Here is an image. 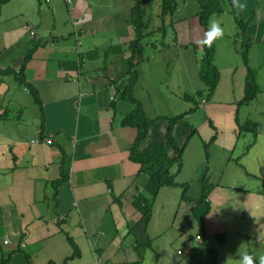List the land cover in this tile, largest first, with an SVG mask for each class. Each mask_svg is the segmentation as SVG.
Segmentation results:
<instances>
[{
	"label": "crops",
	"instance_id": "0c3cea01",
	"mask_svg": "<svg viewBox=\"0 0 264 264\" xmlns=\"http://www.w3.org/2000/svg\"><path fill=\"white\" fill-rule=\"evenodd\" d=\"M204 1L174 0L180 47L203 45L209 28L200 17ZM240 3L246 7L237 14L253 48L264 43V0ZM136 4L0 0V264H240L238 248L264 256V151L258 137L245 149L238 148L237 129L222 125L214 136L216 154L225 152L227 164L245 157L256 164L249 174L262 187L253 190L223 182L217 167L209 170L213 157L189 165L179 124L174 133L184 153L182 168L173 169L177 186L159 188L131 158L138 130L122 122L135 109L123 92L137 37ZM139 75L135 96L150 118H163L151 126L146 148L167 140L168 128L163 126V139H155L154 129L179 114L149 107L158 96L177 97L144 70ZM229 106L212 107L211 117L228 121L233 114L236 124Z\"/></svg>",
	"mask_w": 264,
	"mask_h": 264
},
{
	"label": "rangeland",
	"instance_id": "374dc122",
	"mask_svg": "<svg viewBox=\"0 0 264 264\" xmlns=\"http://www.w3.org/2000/svg\"><path fill=\"white\" fill-rule=\"evenodd\" d=\"M177 1L181 2L182 0ZM144 2V0H137V10L133 11L134 17L137 18L136 24L139 22L141 30L145 34L142 40L143 60L141 64L139 58L134 60L136 63L139 62L136 69L144 70V74L148 78L154 77L162 85L165 83V86L163 85L165 91H167L168 85L169 95L177 97L174 101L162 99L161 96H158V99L155 96L157 98L155 105H149V107L158 113H169L165 115L171 116L185 114V111L191 109L186 119L181 121L179 126L177 125V131L175 130L179 143L181 145L185 143L187 149L185 159L190 163L189 165L195 166L208 156L213 157V159L207 160L209 170L213 169L215 172L214 167H217V171L224 175L223 182H232L237 187L251 190L262 187L260 179L249 174V170L256 172V164L248 163L246 157L243 160L236 159L227 164L225 152L216 154L219 145L218 140L216 141L217 137L214 138V136H217L215 132H220L222 125L228 126L234 130L237 129L235 138L241 135L238 148L246 149L254 142V138L258 137L257 145L264 151V43L258 42L249 49V64H246L243 52L248 47L247 39L233 13L231 1L218 0L215 2L213 8L216 7L223 11L213 15L208 25L210 26L212 21L218 22L224 35L215 40L218 54L216 53L214 62L220 73V83L216 91L211 94L208 86L201 79L203 49L198 50L197 44L180 47L173 29L171 15L174 10L170 9V12L164 15L162 0H149V4ZM193 9L194 6H191L189 11ZM129 65L130 71L131 65ZM249 67L256 73L261 92L254 101L239 107V99L245 96V84H247L245 82L249 75ZM129 79L127 80L128 84L130 83ZM181 96H187L188 100H182ZM169 102H174V104L170 105ZM227 105H231L229 106L232 109L231 113L237 112V126L235 118L233 122L231 121L233 114L229 115L228 121L211 117L212 107L216 109L218 106L226 107ZM238 108H240L239 112ZM168 125V121H161L156 125L153 133L155 139L156 137H158L157 139L166 137V134L164 137L160 136L163 134V128H168ZM215 156L220 161L215 159ZM258 166L261 165L258 164ZM262 167L264 168V166ZM214 177L212 181L218 179L217 175ZM219 179L221 178L219 177Z\"/></svg>",
	"mask_w": 264,
	"mask_h": 264
},
{
	"label": "trees",
	"instance_id": "16d2710c",
	"mask_svg": "<svg viewBox=\"0 0 264 264\" xmlns=\"http://www.w3.org/2000/svg\"><path fill=\"white\" fill-rule=\"evenodd\" d=\"M163 6V14L167 15L171 9L174 10L175 2L174 0H162ZM241 0H239L240 3ZM218 0H206L202 3V11L200 13L201 22L203 25L208 27L209 20L211 17L218 12H222V9L213 8V5ZM231 5L233 8V13L236 16V19L239 23L240 28L244 30L246 39H247V50L243 52V58L246 64H249V49L251 48L252 39L249 37L247 33V25L242 19L239 18L237 14V8L234 7L233 0H231ZM216 9V10H215ZM137 10V5L134 8V12ZM134 23L136 24L137 18L135 16ZM139 22L136 24V32L137 37L132 42L133 55L130 58V79L129 84L126 85L124 89V96H126L132 103L135 104V109L123 120V125L136 127L138 130V135L134 145L131 148V158L140 163L142 165V170H148L151 173L153 181L159 188L167 187V186H177L179 182L176 179L178 170L182 168L183 165V153L184 146H179L176 137H175V129L176 126L183 120L186 116L185 114L168 118L169 127L167 140L165 142H155L149 144L146 148H142L143 143L149 137L151 126L157 121V118L153 119L147 115L145 108L142 103L137 99L134 94L136 85L139 80L138 70L136 69L139 62L143 60L142 50L143 44L142 40L145 37V34L141 30V25ZM198 50L203 49L204 57L202 59L201 64V79L208 86L209 92L213 94L219 83H220V73L215 66V56L217 52L216 42L215 40L212 43L211 47L206 45L196 46ZM139 58V62L136 63L134 60ZM249 75L246 81V94L244 99L241 101L240 105L248 104L255 100L259 93L261 92V88L259 83L257 82L255 71L249 67ZM20 79V77H19ZM23 83H26L25 78L20 79ZM31 87V91L33 92L37 101L40 102L39 93L36 88ZM65 160V159H64ZM175 166H178V170L176 172L173 171ZM65 176L63 179L58 181L57 185H60L62 182L66 180ZM212 184L208 180L207 183L204 184V194L203 197L206 200L210 195ZM186 195V194H185ZM200 220H203V217H200Z\"/></svg>",
	"mask_w": 264,
	"mask_h": 264
},
{
	"label": "clouds",
	"instance_id": "9594fccd",
	"mask_svg": "<svg viewBox=\"0 0 264 264\" xmlns=\"http://www.w3.org/2000/svg\"><path fill=\"white\" fill-rule=\"evenodd\" d=\"M234 7H236L239 11H243L246 7L245 4L239 3V0H233ZM224 32L220 24L216 21H212L208 30L205 33V38L200 43L211 47L214 40L217 38L223 37ZM262 239L261 236L258 237L260 241ZM237 256L240 260V264H264V256L253 255L247 252H242L241 248L237 249Z\"/></svg>",
	"mask_w": 264,
	"mask_h": 264
},
{
	"label": "built area",
	"instance_id": "2783aa9c",
	"mask_svg": "<svg viewBox=\"0 0 264 264\" xmlns=\"http://www.w3.org/2000/svg\"><path fill=\"white\" fill-rule=\"evenodd\" d=\"M32 33L34 34V32H32ZM78 43H79V45H81L82 42L79 41ZM47 142H48V143H51L52 140H48Z\"/></svg>",
	"mask_w": 264,
	"mask_h": 264
}]
</instances>
